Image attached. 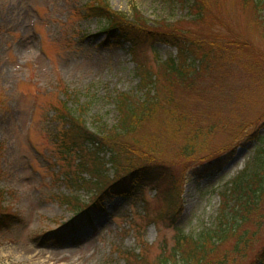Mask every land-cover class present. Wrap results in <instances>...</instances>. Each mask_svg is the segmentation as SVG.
Segmentation results:
<instances>
[{
    "label": "rangeland",
    "instance_id": "374dc122",
    "mask_svg": "<svg viewBox=\"0 0 264 264\" xmlns=\"http://www.w3.org/2000/svg\"><path fill=\"white\" fill-rule=\"evenodd\" d=\"M89 1L0 0V211L19 218L0 229V264H124L115 248L138 251V234L150 244L147 253L153 256L160 245H172L175 228L198 234L213 227L220 192L252 159L254 149L264 145V139L258 140L264 135V25L253 20L251 4L211 0L205 17L197 20L181 0H101L129 18L135 8L148 25L164 20L157 27L172 26L159 30H182L185 37L196 39L200 46L192 42L188 80L200 74L192 88L175 90L174 101L180 109L193 111L195 124L216 125L206 151H220L203 156V161L227 158L209 176L194 173L201 162L187 168L173 164L166 175L182 177L180 205L157 224L139 217L140 200L123 196L104 199L103 210L91 208V223L69 224L72 211L58 195L87 198L82 189L63 182L61 168L52 159L56 146L50 130L56 121L51 106L66 99L71 113L99 131L116 121L115 94L134 92L138 84L128 43L104 28L102 18L85 14L82 5ZM259 14L264 20V11ZM238 43L248 47L240 49ZM176 50L160 40L140 49L152 70L155 54L164 60L176 57ZM206 50L210 53L204 64L200 57ZM239 91H244L241 102ZM169 182L164 177L158 188L156 183L145 188L150 210L163 207L154 197ZM257 216L252 219L259 222L258 229L250 222L243 226L256 235L240 264H259L254 253L264 244V207ZM71 227L77 228L68 232ZM233 242L225 246L231 248Z\"/></svg>",
    "mask_w": 264,
    "mask_h": 264
},
{
    "label": "trees",
    "instance_id": "16d2710c",
    "mask_svg": "<svg viewBox=\"0 0 264 264\" xmlns=\"http://www.w3.org/2000/svg\"><path fill=\"white\" fill-rule=\"evenodd\" d=\"M181 1L187 8V13L197 20L205 17L212 4L211 0ZM242 2L243 5L251 4L253 20L263 26L264 20L260 19L259 13L264 11V0ZM84 9L85 14L102 18L104 28L116 30V39L128 43V51L136 63L134 73L138 84L134 92L118 91L115 94L116 121L110 126L105 125L99 131L91 130L80 116L71 113L66 99H59L58 106H51L52 120L57 125L50 130V138L56 146L52 159L61 168L59 175L63 182L74 190L82 189L87 198L61 194V200L69 205L72 211L70 223L75 226L79 222L91 223V208L103 209L102 199L113 195L130 197L133 202L140 200L143 213H138L139 217H148V223L157 224L164 219L166 212H174L180 205L182 177L166 175L173 164L179 163L187 168L198 161L201 163L197 165L198 168H194V173L209 176L220 170L227 158L214 156L215 159L203 161V156L209 158L211 153L220 151V148L214 152H208L209 148L206 151L208 135L212 134L216 125L212 121L202 128L194 123L192 110L180 109L181 105L174 101L175 90L179 86L192 88L195 78L200 74L195 72L192 81L188 80L189 71H193L189 65L190 54L194 52L191 46L192 42L197 41L185 37L182 30L171 34L159 30L158 28L168 30L166 26L171 28L172 24L169 23L157 27L164 20L153 21V25H148L149 20L135 8L131 18L110 8L101 0H90L84 5ZM257 16L260 20L256 19ZM155 40L167 42L177 50L176 57H167L164 60L155 54L156 69L152 70L140 49H143V44H150ZM238 46L240 49L248 47L242 43H238ZM209 53V50L204 51L201 60ZM243 92L238 93L240 102ZM250 96L249 91V98ZM263 139L264 135L258 140L262 143ZM164 177L170 182L166 190L157 191L154 197L158 202L161 201L163 207L160 206V211H152L146 205L145 188L153 183L158 188ZM220 198L219 213L213 227L204 228L198 234L175 228L172 245H160L159 251L153 256L147 253L150 244L139 234L138 251L116 247L115 252L124 259V264L243 262L256 235L255 231L249 233L243 226L250 222L258 229L259 222L252 218L264 207V145L259 144L254 149L252 159L226 183L220 192ZM3 215L5 214L0 211V225L12 223L16 218ZM230 239H234V242L228 248L225 243ZM255 250V261L264 264V244Z\"/></svg>",
    "mask_w": 264,
    "mask_h": 264
}]
</instances>
